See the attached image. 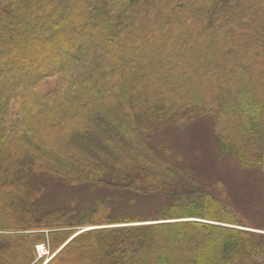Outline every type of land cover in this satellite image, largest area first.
I'll use <instances>...</instances> for the list:
<instances>
[{"label": "trees", "instance_id": "trees-1", "mask_svg": "<svg viewBox=\"0 0 264 264\" xmlns=\"http://www.w3.org/2000/svg\"><path fill=\"white\" fill-rule=\"evenodd\" d=\"M199 116L264 173V0H0V264H32L38 243L62 248L47 264H264L219 185L148 146L151 124ZM128 129L143 156H123ZM52 180L176 203L150 225L105 198L41 211ZM183 218L206 222H163Z\"/></svg>", "mask_w": 264, "mask_h": 264}, {"label": "rangeland", "instance_id": "rangeland-1", "mask_svg": "<svg viewBox=\"0 0 264 264\" xmlns=\"http://www.w3.org/2000/svg\"><path fill=\"white\" fill-rule=\"evenodd\" d=\"M161 45H163L162 42L156 43L157 47ZM203 45V49H206L209 44ZM205 60L207 58L201 61L199 74L202 73L201 67ZM233 75L240 77L236 73ZM253 80L250 81V84L252 83V86H255ZM237 87L241 90L245 89L244 85H241V87L237 85ZM217 126H219L218 122L210 116L196 117L194 121L183 126H175L171 120L161 121L160 123L151 124L152 136L148 140V146L170 166L178 168L202 183L200 184L201 186H204L203 183L216 187L219 185V188L224 192L227 209H234L238 214L236 216L237 221L248 224L245 228H238L264 234V230L257 229L260 226H264V173L258 169H243L232 155L222 153L217 136L213 133V128ZM228 129L231 132H235V129L231 128V126ZM126 138L131 151L129 154L123 151V156L126 158L129 155L130 158H133V155H142L144 149L141 139L132 134L129 129ZM99 198L109 199L112 215L122 216L123 214H128L138 221V223L130 225L154 224L157 222L153 220L156 213H165L171 208V204L176 203L172 197L166 195L146 196L118 193V191L105 190L99 186L69 185L61 181L52 180L47 191L41 196L37 204L40 206L41 211L56 208L81 211L92 208ZM178 220L206 222L199 218H183L172 221L165 220L163 222H176ZM212 224L229 226L216 222ZM253 225L255 228L252 227ZM94 228L84 227L73 233L69 240L80 232ZM38 244H44L48 251L47 261H43V264H47L62 249L60 248L51 253L47 243ZM12 252L13 248L8 250L7 254L9 255ZM35 263L36 261L34 260L32 264Z\"/></svg>", "mask_w": 264, "mask_h": 264}, {"label": "built area", "instance_id": "built-area-1", "mask_svg": "<svg viewBox=\"0 0 264 264\" xmlns=\"http://www.w3.org/2000/svg\"><path fill=\"white\" fill-rule=\"evenodd\" d=\"M35 249H36L37 260L45 259L44 262H46L48 256V251L46 247L44 245H37Z\"/></svg>", "mask_w": 264, "mask_h": 264}]
</instances>
